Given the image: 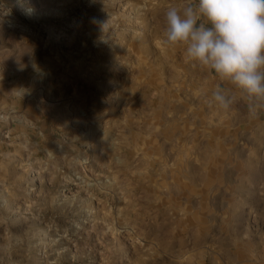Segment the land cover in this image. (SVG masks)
Instances as JSON below:
<instances>
[{
    "label": "rangeland",
    "instance_id": "374dc122",
    "mask_svg": "<svg viewBox=\"0 0 264 264\" xmlns=\"http://www.w3.org/2000/svg\"><path fill=\"white\" fill-rule=\"evenodd\" d=\"M0 0V264H264V136L165 11Z\"/></svg>",
    "mask_w": 264,
    "mask_h": 264
},
{
    "label": "clouds",
    "instance_id": "9594fccd",
    "mask_svg": "<svg viewBox=\"0 0 264 264\" xmlns=\"http://www.w3.org/2000/svg\"><path fill=\"white\" fill-rule=\"evenodd\" d=\"M163 43L183 47L186 57L251 101L249 115L264 108V0H195L164 14ZM235 96L224 88L212 102L227 110Z\"/></svg>",
    "mask_w": 264,
    "mask_h": 264
},
{
    "label": "crops",
    "instance_id": "0c3cea01",
    "mask_svg": "<svg viewBox=\"0 0 264 264\" xmlns=\"http://www.w3.org/2000/svg\"><path fill=\"white\" fill-rule=\"evenodd\" d=\"M190 2H195V0H189ZM212 72V71H211ZM212 75L216 77V85L217 87L224 88L228 90L232 95L235 96L233 105V114L234 119L237 120L239 124H242L244 128H252V125L249 124L250 120L254 122V125L257 127L255 135L264 136V108L258 109V115L256 117H250V105L251 101H249L246 97H244L238 90H236L232 85L225 81H221L218 77L212 72ZM249 121V122H248ZM253 129V128H252Z\"/></svg>",
    "mask_w": 264,
    "mask_h": 264
}]
</instances>
